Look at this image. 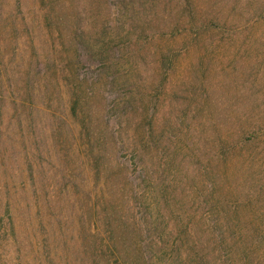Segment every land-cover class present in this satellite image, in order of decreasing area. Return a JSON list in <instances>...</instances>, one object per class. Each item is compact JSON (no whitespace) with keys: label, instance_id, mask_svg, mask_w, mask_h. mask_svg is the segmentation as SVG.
<instances>
[{"label":"rangeland","instance_id":"rangeland-1","mask_svg":"<svg viewBox=\"0 0 264 264\" xmlns=\"http://www.w3.org/2000/svg\"><path fill=\"white\" fill-rule=\"evenodd\" d=\"M0 264H264V0H0Z\"/></svg>","mask_w":264,"mask_h":264},{"label":"trees","instance_id":"trees-1","mask_svg":"<svg viewBox=\"0 0 264 264\" xmlns=\"http://www.w3.org/2000/svg\"><path fill=\"white\" fill-rule=\"evenodd\" d=\"M143 260L145 261V260H147V257H146V255L143 253Z\"/></svg>","mask_w":264,"mask_h":264}]
</instances>
